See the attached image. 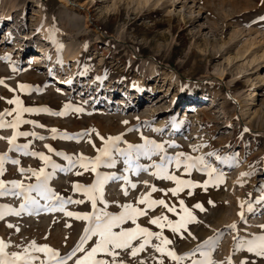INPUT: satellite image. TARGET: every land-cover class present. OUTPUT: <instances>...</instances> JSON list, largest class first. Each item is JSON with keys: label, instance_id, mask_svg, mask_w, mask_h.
Listing matches in <instances>:
<instances>
[{"label": "rangeland", "instance_id": "374dc122", "mask_svg": "<svg viewBox=\"0 0 264 264\" xmlns=\"http://www.w3.org/2000/svg\"><path fill=\"white\" fill-rule=\"evenodd\" d=\"M74 53L78 61L69 59ZM64 57L66 60L60 63ZM0 78L4 80L0 84V112L15 108L7 100L17 96L23 107L51 110L21 113L22 120L35 124L0 128V154L7 153L0 180L6 187H11V181L36 183V177L31 172H21V168L53 171L38 156L24 155L9 145L7 138L14 131L44 137L17 136L15 143L28 144L29 152H42L62 167H68V161L46 145L74 159L81 154L94 158L97 149L104 146L100 137L106 140L123 134L117 142L120 148L144 143L142 137H147L162 143L169 156L180 152L203 155L224 174L219 186L209 183L207 190L191 189L192 195H188L189 189L178 196L152 193L154 199L164 198L175 204L178 212L179 200H184L195 217L187 230H182V237L168 228L163 230L172 241L167 248L177 255L194 253L179 264L204 259L205 251L210 252L215 264H264V257L249 252L246 246L237 247L239 240L264 235V200L259 199L264 196V0H150L146 4L141 0H0ZM134 83L143 85L145 91L136 90ZM20 84L31 89L20 91ZM252 89L257 90L258 97L250 98ZM66 104L83 111L69 109L66 115L54 114L64 111ZM15 115L4 119L12 121ZM52 129L57 130L56 138ZM64 133L75 138H61ZM198 145L194 150L193 146ZM209 152L228 162L207 156ZM160 155L141 157L139 163L159 162ZM114 156L115 167L102 164L98 171L123 174L124 158L118 153ZM152 171L126 173L136 183L135 189L123 180L106 183L103 202L97 201V209L119 214L123 204H135L149 192L150 185L162 189L175 186L172 181L157 179L150 174ZM169 171L194 182L208 179L206 172L197 169L183 175V167L176 169L174 163ZM95 179V173L79 165L67 172L56 169L48 187L65 200L84 202L65 203L61 211L56 201L37 197L41 205H52L56 210L29 208L20 215L7 213L0 219V239L7 243L6 251H23L35 241L37 245L47 244L62 257L71 253L89 222L66 212L94 211L84 192L74 191L73 185H91ZM122 186L127 187V195ZM23 202L22 195L0 196V205L15 210ZM197 203L203 211L194 207ZM161 213L172 220L179 219L157 207L139 217L137 223L160 231L148 220ZM232 223L235 229L228 227ZM122 227L134 225L127 222ZM209 237L216 238L212 248L203 244ZM97 239L93 236L83 248L90 249ZM138 243L135 241L134 246ZM158 243L152 238L135 257L130 249H118L115 259L123 264H160L161 260L177 264L151 246ZM198 245L202 247L195 251ZM29 252L39 257L33 264L48 259L44 253ZM83 255L77 252L66 264H74ZM97 258L109 264L113 261L104 253L97 254Z\"/></svg>", "mask_w": 264, "mask_h": 264}, {"label": "snow or ice", "instance_id": "6c2138e0", "mask_svg": "<svg viewBox=\"0 0 264 264\" xmlns=\"http://www.w3.org/2000/svg\"><path fill=\"white\" fill-rule=\"evenodd\" d=\"M7 58V57H6ZM16 69L13 68V71ZM4 80L0 78V84H3ZM7 87V85H5ZM20 91L30 90L31 86L20 84ZM11 91H15L14 89H10ZM3 99V97H0ZM8 104L16 105L15 108L8 110L5 109L4 112H0V128L3 127H11L13 129H17L19 124L21 123H32L35 124V121H28L21 119V113L24 112H50L51 110L47 108H29L23 107L22 101L19 97H15L13 99L7 100ZM69 109H73V105L66 104L64 106V111L56 112L55 115H66ZM76 112L83 111L82 108L76 107L73 109ZM15 113V118L12 121H6L4 119L5 116L12 115ZM123 123H128L124 121ZM43 127V125H40ZM132 129H129L131 131ZM156 131H161V129H155ZM247 130V129H246ZM53 138L57 133L56 129L51 130ZM94 131V130H93ZM87 133H85L86 135ZM79 135V134H78ZM97 135H99L97 133ZM17 136H34L39 139H44L42 136H38L37 133L32 132H19L14 131L11 137H8V143L10 146L14 147L16 150H22L24 155H33L38 156L42 161H44L45 165H51L53 171L45 172L44 168H40L39 171L36 169L21 168V172H31L32 175L36 177L35 184L24 185L20 181H11V187H6L5 182L0 180V196L11 194L13 196H23L24 202L20 205L19 210L12 209L7 205H0V219H3L7 213H14L15 215H20L21 211H25L29 208H34L39 210L40 208H47L49 210H56V208L52 205H41L39 199L43 200H51L56 201L59 204V210L64 211L65 203H83L82 200L72 201L71 198L67 200L58 196L51 188L48 187V180L54 174L56 169H59L62 172L70 171L72 168L79 165L85 171H91L96 174V179L94 183L91 185H81L74 184V191H83L86 198L91 201L92 208L94 211L92 213H73L66 212L68 216H75L77 219L88 221V226L84 230V235L81 237L79 244L71 253H69L66 257H62L59 253L50 248L47 244L45 245H37L35 241H32L28 247H25L23 251H17L8 253L6 251L8 245L3 240L0 239V264H33V262L39 257L30 254L29 249L32 252L44 253L47 256V261H41L40 264H66L67 260L72 259L73 256L76 255L77 252H84V255L78 257L74 264H109V261L105 259H98L97 254L104 253L113 257L112 264H123V261H116V257L119 256V250L127 251L130 249V254L135 257L138 253L145 250V247L151 243L152 238H155L160 243L152 244L151 246L156 249L157 252L162 255H167L171 258V260L177 262L179 264L180 261L185 259L186 255H177V253L167 248V245L171 244L172 241L164 235V229L168 228L173 233H178L183 236L182 230H187V224L194 221L195 217L192 215L191 210L185 205L184 200H179V205L181 211H177L175 204H170L164 198L154 199L152 198V193L154 192H162L165 195L171 193L173 196H178L179 193L183 192L185 189H189L188 195H192L193 192L191 189H195L197 187H202L207 190L209 183L214 184V186H219L224 182V174L223 172L218 171L214 168L210 163L205 160L203 155L201 156H191L186 153L180 152L176 153L174 156H169L164 151V145L162 143H157L155 140H151L147 137H142L144 143L141 144H131L129 143L126 148H120L117 144L118 141L122 139L123 134L118 136H109L106 140L104 137H100L101 140L104 141V146L97 149L98 155L94 158H88L83 156L82 154L73 158L68 156L62 152L56 151L52 149L50 145H46L49 151H55L56 155L64 156V158L68 161V167H62L56 164L50 156L45 155L42 152H29L28 144L19 145L16 144ZM3 138V137H0ZM61 138L64 139H73L75 137L69 136L67 133H64ZM91 142V141H90ZM94 146V145H93ZM200 146H193V149L196 150ZM114 153H118L121 157L124 158V164L126 167L123 169V174L117 175L116 173H102L98 171L100 165H105L109 168H113L117 164V159L114 156ZM164 153L163 155H160ZM154 155H160L159 162L153 161L150 165H144L139 163L141 157H146L151 159ZM7 153L0 154V174L4 172V159L6 158ZM207 156H216L217 160H222V162L227 163L228 160L222 158L219 155H216L214 152L207 153ZM13 163L18 164V160H13ZM235 163H238V160L234 159ZM175 164L176 169H180L183 167V175H190L193 169L201 170L207 173L208 179L203 183L194 182L191 179H183L181 176H177L175 172L169 171V166ZM152 168L150 174L155 176L157 179L161 180H169L174 182L175 186L168 189L157 188L155 185H150V190L147 193L142 194L136 201L133 203L123 204L122 211L119 214H113L106 211L104 208L97 209V201L103 202V187L109 181L115 180H123L125 185L130 186L135 189L137 187L136 183H133L129 176L126 174L128 172H134L136 175H139L140 172H147ZM77 175H82V172H77ZM252 173H241V175H251ZM144 184H148V181H144ZM122 189L125 195L128 194L127 187L122 186ZM35 192L36 196L31 195V193ZM259 199L264 200V196L259 197ZM211 203V201H210ZM106 205V202H105ZM139 205H144V207H139ZM157 207H162L166 210L167 213H173L179 217L177 220H172L165 213H161L158 216H153L148 220V223L151 225L157 226L160 231L154 232L151 229L144 227L137 223V220L141 216H147L148 210H155ZM195 208H199L201 211L204 210L203 206L199 203L194 205ZM243 207V202H242ZM252 210L251 204L249 203V211ZM243 218V212L240 213ZM131 222L134 227H122L125 223ZM12 227V225H9ZM228 227L235 229L236 224L232 223ZM261 227H264L262 225ZM114 229H119L118 231ZM191 235V233H189ZM98 237V239L94 242L93 246L90 249L85 250L83 245L92 237ZM195 238V237H193ZM215 237H209L207 240L203 242L204 245H207L209 248H212L215 243ZM236 239V238H234ZM139 241L138 244L134 246V242ZM247 247L249 252H254L259 257H264V235L258 236L254 240H239L237 241V247ZM202 245H198L195 251H200ZM204 259H194L192 260V264H215L214 261L210 258V252H202ZM143 264V261L141 262ZM160 264H164L163 260L160 261ZM231 264V261H230Z\"/></svg>", "mask_w": 264, "mask_h": 264}, {"label": "bare ground", "instance_id": "6f19581e", "mask_svg": "<svg viewBox=\"0 0 264 264\" xmlns=\"http://www.w3.org/2000/svg\"><path fill=\"white\" fill-rule=\"evenodd\" d=\"M142 1V3H148L150 0H141ZM159 1H157V3H158ZM33 58L34 59H36L34 56H33ZM71 61H78L79 60V58H78V55H77V53H74L73 55H71L70 56V58H69ZM64 60H66V58L64 57V59H62V60H60V63H62ZM134 86H135V89L136 90H139V91H145V89H144V86L143 85H141L140 83H134ZM252 93H253V95H252ZM259 96V93L257 92V90L256 89H252V91H251V93H250V98H254V97H258ZM252 104H253V102H252Z\"/></svg>", "mask_w": 264, "mask_h": 264}]
</instances>
